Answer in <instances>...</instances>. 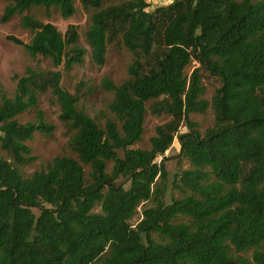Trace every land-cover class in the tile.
<instances>
[{"label": "trees", "instance_id": "trees-1", "mask_svg": "<svg viewBox=\"0 0 264 264\" xmlns=\"http://www.w3.org/2000/svg\"><path fill=\"white\" fill-rule=\"evenodd\" d=\"M4 1L3 21L37 6L76 12L75 0ZM104 1L82 0L93 10V59L104 64L119 40L134 56L126 79L105 81L113 117L79 108L60 70L27 68L12 96L0 87V146L10 156L0 157V264H264V0H172L154 10V0ZM22 23L31 39H12L31 56L66 69L83 61L76 25L63 33L30 14ZM204 72L219 79L211 99ZM48 91L72 132L71 154L25 176L21 167L35 160L26 141L54 126L40 110L35 122L17 116ZM149 101L170 119L149 148L133 147ZM209 107L214 124L202 133L191 114ZM175 139L192 166L174 173L179 198L167 197Z\"/></svg>", "mask_w": 264, "mask_h": 264}, {"label": "rangeland", "instance_id": "rangeland-1", "mask_svg": "<svg viewBox=\"0 0 264 264\" xmlns=\"http://www.w3.org/2000/svg\"><path fill=\"white\" fill-rule=\"evenodd\" d=\"M118 1L105 0L104 5ZM170 2L172 0H154L149 9L154 10L157 6L166 5ZM7 4V1L0 0V87L12 96L16 88V77L22 76L27 68L60 70L62 73L61 83L67 90L79 97V108L85 110L92 117L98 118V120H103L105 115L113 117V114L109 112L108 104L114 94L112 90L106 87L105 81L110 80L115 84H119L126 79L128 77V67L134 56L119 40L108 45L104 64L100 65L95 62L92 57V48L86 39V31L91 23L93 10L85 7L82 0H75L76 12L68 18L61 15L58 7L45 8L44 6H37L32 7L23 14H16L9 20L3 21L1 18ZM24 14H30L43 22H51L63 33L70 24L76 25L79 32V40L76 45L86 50L83 61L73 65L71 69H66L63 63L55 67L49 57L31 56L23 44L12 39V37H15L22 42H29L32 37V31L23 26L22 16ZM70 47L67 49H70ZM195 66L197 64L193 62L187 67L186 72L190 74ZM203 82L206 86L204 97L211 99L215 87L219 84V79L204 72ZM147 108L142 139L136 142L133 147L149 148L150 138L156 134V127L170 119V116L165 113L161 115L152 113L150 101L147 103ZM38 110L43 112L45 121L54 127L50 133L37 131L33 139L26 141L32 149L35 160L21 167V171L25 176L46 166L57 155L71 154L68 144L72 132L60 118V105L51 92L40 94L38 105L18 115L17 118L22 123L35 122ZM191 118L198 123L202 133L214 124V112L211 107L204 113L191 114ZM185 130L186 127H182V131ZM179 150L180 143L178 139H175L165 153V156H167L165 164L169 171L167 197L179 198L184 195L181 191L173 188L174 173L180 169L192 167L187 159L178 156ZM0 157L10 158L1 146ZM160 159L161 157L158 158V160ZM112 164V161L108 162V171L111 170ZM85 171L86 173L90 171L89 165H85ZM150 204L151 202H146L143 206ZM143 206L140 205L138 212L131 220L132 223H136L140 219ZM35 212L38 213L39 211L35 210ZM250 253L248 252L246 255L250 256Z\"/></svg>", "mask_w": 264, "mask_h": 264}]
</instances>
